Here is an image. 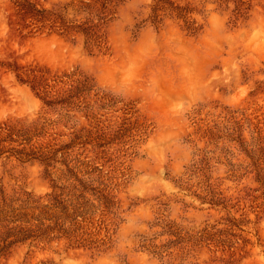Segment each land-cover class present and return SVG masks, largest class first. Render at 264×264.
I'll list each match as a JSON object with an SVG mask.
<instances>
[{"label": "rangeland", "instance_id": "obj_1", "mask_svg": "<svg viewBox=\"0 0 264 264\" xmlns=\"http://www.w3.org/2000/svg\"><path fill=\"white\" fill-rule=\"evenodd\" d=\"M70 1L0 0V123L53 121L36 144L84 134L70 158L110 185L95 216L108 240L19 243L0 264H264V177L252 158L264 150V0H178L196 33L169 14L154 21L156 0H114L102 50L30 12ZM66 73L94 84L90 115L44 106L43 79ZM60 159L48 169L0 155V187L50 191L65 182Z\"/></svg>", "mask_w": 264, "mask_h": 264}, {"label": "trees", "instance_id": "obj_2", "mask_svg": "<svg viewBox=\"0 0 264 264\" xmlns=\"http://www.w3.org/2000/svg\"><path fill=\"white\" fill-rule=\"evenodd\" d=\"M113 1L71 0L43 9H37L32 4L30 12L51 28L64 34L83 36L87 47L102 50L106 44L103 26L111 18L110 4ZM71 9L74 12L72 16ZM193 12L188 3L178 0H156L153 6L154 21H160L162 14H169L182 20L183 26L190 32L196 33L202 26ZM93 89L94 84L89 77L76 73L45 77L42 100L48 110L58 111L61 118L69 120L74 110L85 111L87 115L92 113L94 105L88 99ZM52 124L53 121L48 123L47 120L20 127L8 122L0 123V155L15 156L23 161L39 159L49 169L56 166L58 154L62 152L60 162L65 165L59 174L65 182L54 183L52 190L45 193L27 190L8 192L0 187V257L7 255L15 245L28 241L67 239L78 246L99 247L108 240L107 236L100 235L104 220L96 222L95 216L99 211L104 215L105 208L102 207L109 208L112 202L110 185L101 179L102 175L93 176L96 168H83L88 165L87 162L70 158L73 142L84 134L76 132L72 142L60 145L52 140L36 144L38 139L52 135L48 131ZM123 129H126L124 124L116 133H123ZM260 152V155H252L259 180L264 177L260 166L264 150ZM75 159L77 163L71 164ZM206 232H209L207 228L202 232L203 237ZM219 241L225 242V239L219 238ZM244 241L249 239L244 238ZM38 264L53 263L43 260Z\"/></svg>", "mask_w": 264, "mask_h": 264}]
</instances>
